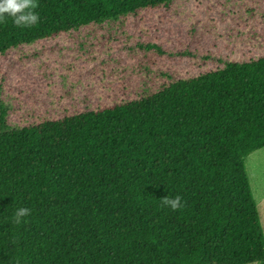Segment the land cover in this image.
Returning a JSON list of instances; mask_svg holds the SVG:
<instances>
[{
  "label": "trees",
  "instance_id": "obj_1",
  "mask_svg": "<svg viewBox=\"0 0 264 264\" xmlns=\"http://www.w3.org/2000/svg\"><path fill=\"white\" fill-rule=\"evenodd\" d=\"M178 1L35 0L36 25L0 21V57ZM8 114L0 96V264H264L246 169L264 148V57L63 119Z\"/></svg>",
  "mask_w": 264,
  "mask_h": 264
},
{
  "label": "rangeland",
  "instance_id": "obj_2",
  "mask_svg": "<svg viewBox=\"0 0 264 264\" xmlns=\"http://www.w3.org/2000/svg\"><path fill=\"white\" fill-rule=\"evenodd\" d=\"M262 57L264 0H181L0 57V96L9 125L19 128ZM246 169L264 235V148L246 159Z\"/></svg>",
  "mask_w": 264,
  "mask_h": 264
},
{
  "label": "clouds",
  "instance_id": "obj_3",
  "mask_svg": "<svg viewBox=\"0 0 264 264\" xmlns=\"http://www.w3.org/2000/svg\"><path fill=\"white\" fill-rule=\"evenodd\" d=\"M36 6L35 0H0V21L10 17L17 27L36 25L40 19L38 13L34 11ZM163 203L173 211L183 207L182 197L179 195L172 198L167 196L163 198ZM30 214L29 208H19L15 212L14 222L19 224Z\"/></svg>",
  "mask_w": 264,
  "mask_h": 264
}]
</instances>
